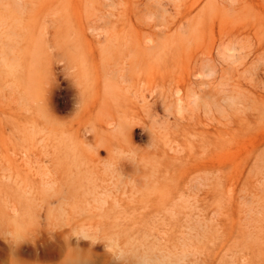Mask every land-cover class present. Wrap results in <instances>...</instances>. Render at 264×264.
Here are the masks:
<instances>
[{
    "label": "bare ground",
    "instance_id": "6f19581e",
    "mask_svg": "<svg viewBox=\"0 0 264 264\" xmlns=\"http://www.w3.org/2000/svg\"><path fill=\"white\" fill-rule=\"evenodd\" d=\"M204 33L220 44L264 35V0H0V112L22 119L25 219L112 241L181 222L183 185L199 170L182 165L185 113H213L218 98H207L206 80L203 96L196 89L216 74L212 49L188 42ZM10 234V262L20 264Z\"/></svg>",
    "mask_w": 264,
    "mask_h": 264
},
{
    "label": "rangeland",
    "instance_id": "374dc122",
    "mask_svg": "<svg viewBox=\"0 0 264 264\" xmlns=\"http://www.w3.org/2000/svg\"><path fill=\"white\" fill-rule=\"evenodd\" d=\"M220 41V36L210 33L188 37L191 47L212 49L217 76L215 74L212 85L210 77L206 76L200 84L196 83V89L200 88L202 96L207 90V98L209 93L218 98L214 99L216 109L213 113L206 108H191L185 113L182 165L183 169L192 168L185 170L186 175L193 170V165L199 170L187 176L183 185L185 204L179 224L147 226L140 229V234L126 238L121 234L119 239L112 241L100 233H93L94 230L85 238L80 228L75 229L76 233L25 219L22 214V125L15 124H22V119L18 121L9 112H0V166L3 168L0 167V264H12L10 260H15L6 245V238L10 239L12 231L20 237V264H264V35L250 36L248 42L247 38L228 39L221 44ZM228 41L231 48H228ZM188 42L186 47L190 48ZM240 43H243L241 48L237 47ZM225 49L231 53L222 52ZM236 49L244 51L238 50L237 54ZM238 57L248 58L241 63ZM227 60H233L235 66L231 67L234 69L229 68L234 73L227 68L233 63L225 62ZM225 68L234 75H226ZM245 69L252 75L247 76L249 71H246L247 78L243 77ZM221 70L224 71L222 80ZM229 71L226 70L227 74ZM224 76L231 82L228 79L227 84ZM253 76L255 78H251ZM204 80L210 85L205 90ZM207 98L204 101H208ZM59 115L66 117L67 113L60 111ZM136 133L142 134L139 129ZM135 144L145 147L146 138L136 139ZM132 232L130 229L123 233Z\"/></svg>",
    "mask_w": 264,
    "mask_h": 264
}]
</instances>
